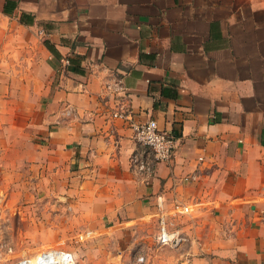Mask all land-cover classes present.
I'll return each instance as SVG.
<instances>
[{"label": "crops", "instance_id": "crops-1", "mask_svg": "<svg viewBox=\"0 0 264 264\" xmlns=\"http://www.w3.org/2000/svg\"><path fill=\"white\" fill-rule=\"evenodd\" d=\"M0 20L6 85L47 99L30 161L73 217H164L193 264H264V0H0ZM149 120L176 149L147 178Z\"/></svg>", "mask_w": 264, "mask_h": 264}, {"label": "rangeland", "instance_id": "rangeland-1", "mask_svg": "<svg viewBox=\"0 0 264 264\" xmlns=\"http://www.w3.org/2000/svg\"><path fill=\"white\" fill-rule=\"evenodd\" d=\"M2 37H6V27L0 20ZM22 81L16 73L6 85V73H0L2 260L34 256L48 248L72 252L76 264H182L191 259L181 248L184 240L172 247L160 243L159 218L115 224L73 217L68 203L52 193L56 187L42 181L41 170L30 161L36 144L42 142L38 125L47 99L38 100L40 90L24 89Z\"/></svg>", "mask_w": 264, "mask_h": 264}, {"label": "built area", "instance_id": "built-area-1", "mask_svg": "<svg viewBox=\"0 0 264 264\" xmlns=\"http://www.w3.org/2000/svg\"><path fill=\"white\" fill-rule=\"evenodd\" d=\"M116 87L118 91L125 89L119 85H107V90L113 91ZM113 118L130 120V113L125 108H117L113 112ZM133 140L137 145L136 151L132 154L130 163L132 170L140 176L152 177L159 164L170 163L175 153L176 140L169 133L159 129L155 120L145 123H132ZM196 176L187 177L185 182L195 180ZM178 213L187 214L189 208L176 207ZM159 241L164 246H179L184 240L183 237L169 227V223L164 217L159 221ZM12 250H9V254ZM76 264L74 254L62 248H48L40 251L34 256H25L10 261H3L0 257V264ZM182 264H191V259L186 258Z\"/></svg>", "mask_w": 264, "mask_h": 264}, {"label": "trees", "instance_id": "trees-1", "mask_svg": "<svg viewBox=\"0 0 264 264\" xmlns=\"http://www.w3.org/2000/svg\"><path fill=\"white\" fill-rule=\"evenodd\" d=\"M4 13L6 14V6H5V8H4ZM44 44L46 45V47H47L52 53L56 54L55 49L53 48V46L50 45L49 42L45 41Z\"/></svg>", "mask_w": 264, "mask_h": 264}]
</instances>
